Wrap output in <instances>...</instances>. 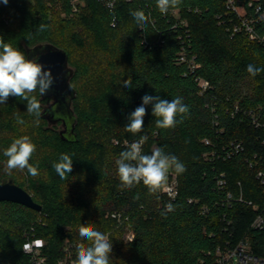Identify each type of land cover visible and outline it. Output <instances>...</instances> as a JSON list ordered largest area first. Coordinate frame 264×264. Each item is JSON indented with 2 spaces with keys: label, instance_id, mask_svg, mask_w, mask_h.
I'll return each mask as SVG.
<instances>
[{
  "label": "trees",
  "instance_id": "1",
  "mask_svg": "<svg viewBox=\"0 0 264 264\" xmlns=\"http://www.w3.org/2000/svg\"><path fill=\"white\" fill-rule=\"evenodd\" d=\"M260 2L237 0V6L257 19ZM134 10L148 16L142 27L130 15ZM239 23L226 0H182L166 15L156 0H118L114 12L98 0H9L7 5L0 0L4 42L26 57V47L42 43L65 50L77 91L74 141L57 133L54 126L61 122L49 125L47 105H41L33 131L17 123L22 108L15 97L0 108V183L13 178L43 206L37 212L0 203V264H36L24 250L34 240L45 243L39 255L44 264H73L76 246L89 244L79 236L82 224L109 237L110 264H218L241 242L264 260V228L253 226L258 216L264 218V187L249 164L257 154L264 166V128H255L242 114H228L236 102L244 109L264 110V71L253 77L246 70L249 64L264 68V45L251 41L244 30L235 32ZM41 24L43 31L38 30ZM256 28L264 36V19L256 20ZM199 78L210 83L204 94ZM127 79L131 88L123 86ZM240 85H247L250 94L241 95ZM145 94L169 101L181 97L189 113L175 128L159 129L149 104L143 131L126 132L128 117ZM22 135L37 146L30 163L38 165L39 175H29V183L3 171L4 149ZM141 136L148 138L143 154L159 147L185 165L182 174L168 176L177 179L175 199L163 191L149 194L142 182L120 187L115 161ZM236 141L245 150L225 158L224 149ZM213 150L217 155L207 156ZM62 153L73 159L67 179L52 167ZM220 179L225 187L219 186ZM229 191L245 201L228 204ZM169 203L172 211L166 210Z\"/></svg>",
  "mask_w": 264,
  "mask_h": 264
},
{
  "label": "clouds",
  "instance_id": "2",
  "mask_svg": "<svg viewBox=\"0 0 264 264\" xmlns=\"http://www.w3.org/2000/svg\"><path fill=\"white\" fill-rule=\"evenodd\" d=\"M7 5L9 0H2ZM182 3V0H156V6L161 14L166 15L169 9H174ZM130 15L141 27L148 21V16L142 10L130 11ZM45 25L38 26L43 31ZM39 57L29 59L25 53L5 43L0 37V104H6L10 96L21 98L27 102V113L35 115V124L39 125V118L42 115L41 103L37 99L45 95L53 85L54 78L50 70H43V65L38 63ZM247 72L255 77L264 68H258L252 64L247 65ZM125 88H131V80L123 81ZM152 105V115L155 117V125L159 129L175 128L177 123L189 113V108L183 103L181 97L170 101L161 99L159 95L152 96L145 94L142 97V104L138 106L128 117L125 131L137 134L143 131L146 105ZM180 117L179 121L177 117ZM18 124H24V120L16 114ZM147 136H141L138 141L128 145L127 150L119 154L115 161L120 187L131 189L140 184L148 189L149 194H157L166 187L170 172L179 175L186 171L185 165L175 156L166 154L162 148H155L150 155L143 154L142 145L147 141ZM37 146L28 135L14 138L10 145L4 149L6 157L3 171L11 175L14 170L24 171L33 177L38 176V165L30 163ZM73 159L67 153H62L57 162L52 164L55 172L61 179H67L72 172ZM167 211H172L174 206L169 203ZM79 236L87 240L86 246L80 243L76 246V259L73 264H110L112 242L109 237L94 230L90 224H82L79 229Z\"/></svg>",
  "mask_w": 264,
  "mask_h": 264
},
{
  "label": "built area",
  "instance_id": "3",
  "mask_svg": "<svg viewBox=\"0 0 264 264\" xmlns=\"http://www.w3.org/2000/svg\"><path fill=\"white\" fill-rule=\"evenodd\" d=\"M100 3L103 4V6L111 11L114 12L116 10L118 0H98ZM260 2L261 0H256ZM227 8L238 15L240 19V23L235 26L234 31L240 32L244 30L249 39L251 41H255L258 43H261L264 45V36H261L256 28V20L260 21V19H264V4L263 2H260L256 8V14L259 16L257 19H254V17L248 16L246 9L244 7H238L237 6V0H226ZM74 11H77L76 6L74 5ZM116 25V18L113 20V26ZM199 86L201 88V94L206 93L210 89V83L205 79H198ZM228 114L232 116V118L236 117L238 114H242L244 116H247V118L250 120L252 125L257 128L261 129L264 128V110L262 107H259L257 109H244L240 106L238 102H236L231 110L228 111ZM215 125L218 124V115L215 116ZM206 145H211V142L209 140H206ZM226 152L225 158H232L235 155L243 152L245 150L244 145L242 142L236 141L230 143L227 148L224 149ZM217 152L213 150L210 154L208 153L207 156H216ZM254 161L249 160L250 167L253 169H256V179L258 182L264 187V166L261 163L262 158H260L257 154L254 156ZM226 181L224 179H220L219 186L225 187ZM163 193L169 198V199H175L178 192H177V179L176 176L173 178H169L166 183V187L164 190H162ZM239 202H244L243 195L241 194L237 198L234 196L232 192H228L227 195V203L232 204V201L235 200ZM249 205H252L251 202H249ZM207 209H204V212H207ZM116 216V215H114ZM253 226L257 229L264 228V218L260 215L255 220ZM128 237L132 239V235L129 234ZM44 241L43 240H34L31 242H28L24 245V250L26 253L32 255L34 257L36 264H44L45 258L39 257L40 250L44 247ZM218 264H264V260L255 257L251 252L249 251V248L247 244L241 242L234 250H231L227 252L225 255H223L222 258L219 259Z\"/></svg>",
  "mask_w": 264,
  "mask_h": 264
},
{
  "label": "water",
  "instance_id": "4",
  "mask_svg": "<svg viewBox=\"0 0 264 264\" xmlns=\"http://www.w3.org/2000/svg\"><path fill=\"white\" fill-rule=\"evenodd\" d=\"M26 51L29 59L39 57L37 62L43 65V70H50L54 78L49 91L41 97V100H53L44 108L45 118L49 125H58L61 122V138L74 141L77 118L73 102L77 91L72 85L75 69L69 63L68 53L51 43L26 47ZM2 202L18 204L37 212L43 210V206L36 202L29 192L17 185L13 178H6L0 183V203Z\"/></svg>",
  "mask_w": 264,
  "mask_h": 264
},
{
  "label": "rangeland",
  "instance_id": "5",
  "mask_svg": "<svg viewBox=\"0 0 264 264\" xmlns=\"http://www.w3.org/2000/svg\"><path fill=\"white\" fill-rule=\"evenodd\" d=\"M239 92H241V95L245 96V95L250 94V89H249V87L247 85H240L239 86ZM34 94L37 95V99L39 100L40 96H39L38 92L34 93ZM15 98H16V100H18L21 103L22 114H21L20 117L26 123L25 127H22V128H24V130L26 128L27 130L33 131V129L37 125L35 124V122L32 121L33 120L32 117H31L32 115H29L26 112L27 111V102L23 101L21 98H17V97H15ZM8 100H9V98H8ZM8 100H7V102H8ZM7 102H6V104H0V108L7 106L9 104ZM51 102H52V99H49L48 101L41 103V105H47L48 106V105H50ZM46 126L48 127V125H46ZM54 128L56 129L57 133L61 130V126L60 125L54 126ZM12 174H14L19 181H22V182L25 181L26 183L30 182L29 174L25 170L24 171L14 170ZM248 248H249V251L252 252V249H251L249 243H248Z\"/></svg>",
  "mask_w": 264,
  "mask_h": 264
}]
</instances>
